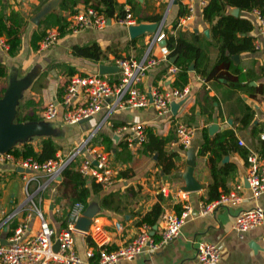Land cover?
I'll return each instance as SVG.
<instances>
[{"label":"crops","instance_id":"1","mask_svg":"<svg viewBox=\"0 0 264 264\" xmlns=\"http://www.w3.org/2000/svg\"><path fill=\"white\" fill-rule=\"evenodd\" d=\"M138 1L139 15L149 19L136 21V24H161V31L166 34V46L169 36L180 35L202 49L198 65L192 61L188 67L187 82L182 87H176L174 82L180 68L175 73L169 72L171 65L177 66L176 56L162 58L159 44L155 45L151 55L158 58L159 62L146 72L140 88L147 91L151 87L188 88L189 96L184 102L180 101L175 112L171 107V112L166 115H158L153 106L116 109L110 113L103 108L85 121L65 125L59 116L44 120L41 112L50 100L63 92L69 76L74 74L70 75V71L99 73V64L116 65L115 57L139 60L145 54L147 42L153 33L145 31L131 37L129 26L119 23L116 18H109L102 29L89 27L76 34L67 32L49 49L39 52L38 43L41 39L36 40L37 47L34 48L33 35L39 32L38 24L45 15L58 12L60 0H0V12L5 16L16 12L21 25V43L14 55H10L8 48L0 43V65L3 69L0 75V122L7 119V123L14 126L36 122L44 123L47 127H34L37 131L28 132L11 143L8 139L3 142L4 151H0V241L23 223L27 224L28 236L37 231V217L27 215L30 209L27 203L29 193L34 194V201L41 206L45 218L56 232L65 226L68 212L75 201L73 192L60 183L61 173L48 182L43 190H37L42 182H47L46 177L40 172L21 169L13 160L5 157L8 153L5 149L8 146H21L24 142H30L37 149L41 138L52 137L60 147L56 155L66 157L69 154L66 151H71L94 131L91 144L109 152L116 168L115 179L109 187L101 185L98 193L90 189L86 205H83L84 211H92L93 218L102 225L110 246L117 247L129 242L143 224L160 226L161 215L165 211L180 213L186 207L189 208V215L175 239L153 251H144L134 259L120 260L116 264H199L195 248L200 241L219 246L220 259L214 264H264V225L249 229L243 237L232 228L234 218L240 211L255 205L264 209V194L252 198L244 182L247 156L264 152V144L258 138L264 130V35L257 34L252 12L239 9L237 15L247 18L253 25L250 35L254 36L255 50L232 54L237 55V58L231 55L227 61L217 63L218 47L212 40L209 23L202 17L207 0H195L194 11L189 18L178 14L183 8V0ZM117 2L123 4L125 13L129 11L136 20L126 0ZM47 5L50 11L36 21V15ZM83 7L82 3L76 6L77 9ZM227 12L234 14L235 7H228ZM62 14L68 21L71 14L64 11ZM180 19L183 21L178 25ZM4 40L5 37L0 36V42ZM92 42H96L104 51L105 59L94 61L72 54L73 45ZM43 75L47 83L38 86ZM103 76L115 82L119 71ZM17 114L22 117L34 114L38 119L18 122ZM175 122L194 128L189 148L195 151L191 175L197 188L190 191L184 190L188 173V149H184L177 141ZM139 123L145 127L146 136L150 132L152 137H146L140 147L128 148L125 138L129 133H115V128ZM0 130L7 132L2 126ZM228 131L232 133L231 139L228 136L221 138H224L222 144L228 148L227 152L221 156L198 153L205 133L213 140ZM155 138L162 142L158 143ZM211 157L216 163L214 169L220 182L218 192H227L243 181V188L239 192L242 200L239 204L221 205L207 214H201V206L211 201H207L208 192L215 181L211 172ZM69 168L77 171L74 165ZM37 176L39 180L27 183V177ZM92 182L97 183L85 178L89 188ZM15 183H18L17 188L14 187ZM103 197H106L107 206L102 204ZM155 204L161 207L156 222H142ZM116 222L121 224V229L115 227ZM73 246L82 264H96L94 259H88L85 255V251L93 247L88 232L74 231Z\"/></svg>","mask_w":264,"mask_h":264},{"label":"built area","instance_id":"2","mask_svg":"<svg viewBox=\"0 0 264 264\" xmlns=\"http://www.w3.org/2000/svg\"><path fill=\"white\" fill-rule=\"evenodd\" d=\"M188 13L187 18L194 11L195 0H183ZM257 27V34L264 35V16L258 9L251 11ZM107 18L101 11L93 6H84L71 14L68 19L67 29L76 34L86 28L102 29L107 25ZM116 20L126 26L136 24L135 18L129 11ZM183 19L178 21L182 24ZM60 29L57 26L47 28L38 43V51L49 49L59 41ZM166 34L161 31V24L147 42L146 52L141 59L133 57H115L119 77L115 82H110L99 73H74L69 76L63 92L50 100L42 109L41 116L44 120H53L58 116L65 125H73L100 112L103 108L108 113L116 109L144 108L153 106L158 115L171 112L172 103L184 102L189 96L188 88L171 87L161 89L151 87L148 91L140 88L142 78L146 72L156 66L159 59L151 55L152 48L159 44L162 58H167L169 49L160 42L165 40ZM4 48H8L6 41H1ZM178 66L171 65L170 73H175ZM128 132L125 138L128 148L143 145L146 140V130L143 124L121 125L115 128V133ZM177 141L184 149L191 145L194 128L181 122H175ZM94 131L75 145L65 157L56 155L44 161L32 157L14 158L6 153L7 159L13 160L23 170L40 172L46 177L37 190H43L48 182L54 180L63 169L74 165L76 170L85 178H90L103 187H109L115 179L116 168L113 166L109 152L99 149L91 144ZM259 140L264 144V130L259 133ZM242 144V142H239ZM247 172L244 182L249 187L251 197L258 198L264 194V152L250 154L246 158ZM37 177H27V183ZM243 181L219 196L201 206L200 213L207 214L218 206L239 204L242 196L239 193L243 188ZM28 216H36L39 224L34 235L26 234L27 224L23 223L13 229L5 238L6 243H0V264H82L81 258L74 250L75 225L85 209L83 203L74 202L68 212L65 226L56 232L44 216L41 206L34 201V194H28ZM25 205V204H24ZM21 206L20 208L24 207ZM19 208V209H20ZM189 215V208L180 213L165 211L161 215L162 224L152 227L143 224L136 235L127 243L117 247L110 246L109 238L102 225L92 219L89 230L93 247L85 251L88 259H94L96 264H116L120 260H131L144 251H153L175 239ZM264 225V209L255 205L240 211L234 218L232 228L240 237L249 229ZM121 229L119 222L115 223ZM57 244V249L55 245ZM195 255L199 264H214L220 259V248L217 244L200 241L196 244Z\"/></svg>","mask_w":264,"mask_h":264},{"label":"trees","instance_id":"3","mask_svg":"<svg viewBox=\"0 0 264 264\" xmlns=\"http://www.w3.org/2000/svg\"><path fill=\"white\" fill-rule=\"evenodd\" d=\"M207 4L202 10L203 19L209 23L212 40L218 47L217 63L227 61L232 54L240 53L242 51H254V36L250 35V31L253 29V25L245 17L241 15H234L227 12L228 7H237L243 11H252L258 9L264 16V0H207ZM78 3L84 4V6H93L101 11L107 18H121L125 15L123 4L117 2V0H60L58 4V12H50L45 15L39 22V32L35 33L32 38V46L37 47L36 40L42 38L45 30L50 26H57L60 29V35L63 36L69 30L67 29V18L62 14L63 11L68 14H73L78 9L76 8ZM126 3L130 5V10L136 17L137 22L142 20H148L149 17L140 16L139 1L138 0H126ZM188 13L186 6L183 4V8L179 11V16H184ZM17 13L11 12L8 16H5L0 12V36L5 37V41L8 44L7 52L10 55H14L21 43V25L17 19ZM40 37V38H39ZM167 47L169 49L170 56H176L175 64L179 66V73L174 82V86L182 87L188 79V67L192 61L195 65L198 63L199 58L202 55V49L194 42L182 38L180 35L167 38ZM72 54L75 56L85 57L94 61L103 60L106 58V54L101 50L100 46L96 42L83 45H73ZM198 65V64H197ZM75 73V70L70 71V75ZM3 74V69L0 65V75ZM204 74V72H202ZM61 91L58 92L60 94ZM36 115L20 116L16 115L18 122L26 120H37ZM149 132V130H148ZM152 137L150 132L147 137ZM222 136L232 137L230 131L225 132L223 135L214 137L210 140L209 136L205 133L203 144L199 147V154L210 153L215 156H221L222 153L227 152V147L222 144ZM225 137V138H226ZM158 143L162 140L157 139ZM231 143V142H230ZM60 149L59 145L53 140L52 137H43L39 141V146L36 149L30 142H24L21 146H14L8 150V153L14 157H32L38 161H44L56 156V152ZM211 172L213 179L215 180L209 187L208 199L210 201L219 196L217 186L220 182L217 179L214 166L216 163L214 159L210 158ZM122 175V173H121ZM66 189H70L73 192L74 200L82 202L86 205V198L90 194V189L94 193H98L101 190V185L92 182L90 188L85 183V178L81 174L72 168L66 167L61 172V182ZM74 201V202H75ZM102 204L107 206L106 197H103ZM180 212V211H178ZM161 213V207L159 204H155L150 212H148L142 219V222L154 224L156 217Z\"/></svg>","mask_w":264,"mask_h":264},{"label":"water","instance_id":"4","mask_svg":"<svg viewBox=\"0 0 264 264\" xmlns=\"http://www.w3.org/2000/svg\"><path fill=\"white\" fill-rule=\"evenodd\" d=\"M50 11V6L47 5L44 8L41 9L40 13L38 15H36V21L37 19L41 18L44 14H46L47 12ZM239 11V8L235 7V12L234 15H237ZM35 21V22H36ZM109 22V20H108ZM159 27V24L157 23H139V24H134V25H130L129 26V32L131 37H134L138 34H142L145 31H150L152 33H156L157 29ZM161 45H166V41L162 40L160 42ZM233 58H237V55H232ZM193 66L191 65L190 68H192ZM118 71V66L117 65H110V64H99L98 66V72L99 74L103 75V74H107V73H114ZM180 104V102L178 103H172L171 107H172V111L175 112V109L177 108V106ZM83 119L81 121H85L87 120ZM6 120V121H5ZM80 121V122H81ZM1 126L7 131L2 132L0 130V151H4V141L6 139H8L10 141V143L16 139L19 138L21 136H24L26 134H28V132H34L37 131L36 129H34V127H46V124L44 123H31V124H27V125H22V124H18L17 126H14L10 123H7V119H4L2 122H0V129ZM210 132H212V128L209 129ZM38 133V132H37ZM10 147L8 146V148H6L5 150H9ZM187 165H188V173H186V187L184 188L185 191H190V190H194L197 188L196 182L194 181V178L191 175V170L195 165V151L194 148H188L187 150ZM22 169V168H21ZM93 219V212L92 211H83L82 216L80 217V219L77 221L75 228L77 230L83 231V232H87L89 230V226L90 223ZM0 243H6V240L3 239L2 241H0ZM55 249H57V244L55 245Z\"/></svg>","mask_w":264,"mask_h":264},{"label":"rangeland","instance_id":"5","mask_svg":"<svg viewBox=\"0 0 264 264\" xmlns=\"http://www.w3.org/2000/svg\"><path fill=\"white\" fill-rule=\"evenodd\" d=\"M152 19H154V18H152ZM46 83H47V79H46L45 75H43V76L39 79V83H38L37 85L39 86V85H43V84H46ZM42 109H43V108H42ZM77 124H78V123H77ZM65 153H66V154H67V153H70V151H68V152L66 151ZM14 187L17 188V187H18V183H15V184H14ZM29 192H30V190H29Z\"/></svg>","mask_w":264,"mask_h":264}]
</instances>
